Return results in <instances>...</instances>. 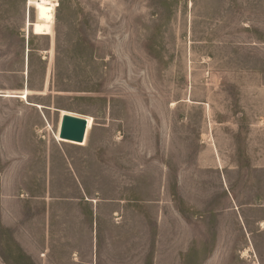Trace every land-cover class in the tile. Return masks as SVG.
Listing matches in <instances>:
<instances>
[{"label":"rangeland","instance_id":"obj_1","mask_svg":"<svg viewBox=\"0 0 264 264\" xmlns=\"http://www.w3.org/2000/svg\"><path fill=\"white\" fill-rule=\"evenodd\" d=\"M0 264H264V0H0Z\"/></svg>","mask_w":264,"mask_h":264},{"label":"water","instance_id":"obj_2","mask_svg":"<svg viewBox=\"0 0 264 264\" xmlns=\"http://www.w3.org/2000/svg\"><path fill=\"white\" fill-rule=\"evenodd\" d=\"M88 121L86 118L65 114L62 116L60 137L75 143H83L86 136Z\"/></svg>","mask_w":264,"mask_h":264},{"label":"snow or ice","instance_id":"obj_3","mask_svg":"<svg viewBox=\"0 0 264 264\" xmlns=\"http://www.w3.org/2000/svg\"><path fill=\"white\" fill-rule=\"evenodd\" d=\"M48 11H50V9H48Z\"/></svg>","mask_w":264,"mask_h":264}]
</instances>
